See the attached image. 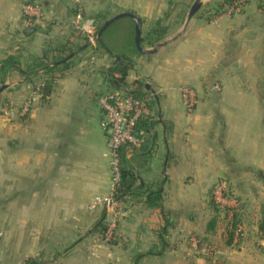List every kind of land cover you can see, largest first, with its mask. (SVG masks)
Returning a JSON list of instances; mask_svg holds the SVG:
<instances>
[{
	"label": "crops",
	"instance_id": "obj_1",
	"mask_svg": "<svg viewBox=\"0 0 264 264\" xmlns=\"http://www.w3.org/2000/svg\"><path fill=\"white\" fill-rule=\"evenodd\" d=\"M25 1L0 0V61L9 55L20 60L6 72L0 93V264H27L31 257L43 264H264L262 0H249L232 15L214 14L225 0H201L191 17L195 0H83L87 18L110 9L105 20L126 11L137 15L142 45L155 48L137 49L126 85L112 90L153 96L152 130L157 133L158 123L166 146L150 142L131 159L137 193L160 187L163 206L125 196L114 244L93 231L104 207L90 205L112 190L108 131L103 118L105 137L93 103L110 91L101 86L117 53L92 54L74 26L71 0H40L45 15L33 26L22 13ZM62 44L80 48L57 68L51 94L42 98L40 62L49 64ZM183 86L196 92L192 112ZM26 102L30 111L17 114ZM5 103L13 113L2 112ZM222 179L245 213L238 244H227L220 223L207 230L210 190ZM196 235L204 242L193 253L190 238Z\"/></svg>",
	"mask_w": 264,
	"mask_h": 264
},
{
	"label": "built area",
	"instance_id": "obj_2",
	"mask_svg": "<svg viewBox=\"0 0 264 264\" xmlns=\"http://www.w3.org/2000/svg\"><path fill=\"white\" fill-rule=\"evenodd\" d=\"M71 1L77 7L74 26L86 36L88 44L92 48H95L98 42V29L95 18L85 17L83 0ZM245 1L237 0L227 8V14L232 15L241 12ZM22 13L26 24L33 26L36 21L43 18L45 10L43 5L38 1H25L22 4ZM182 95L187 109L192 112L197 103L195 90L189 86H183ZM152 100L153 96L150 94L136 96L127 88L107 91L100 98L101 107L105 115L103 125L108 131L111 170L110 182L112 190L109 194L96 195L90 206L91 208L102 206L106 209L108 224L106 240L110 239L116 230L119 212L122 206V200L116 198L114 195V189L121 180L120 148L125 147L126 156L131 159L134 152L141 147L144 142V137L138 135L136 131L141 119L153 115ZM30 106L31 103L26 102L20 108H17L16 113L26 114L30 111ZM1 110L7 115L13 113V109L7 103L2 105ZM227 188L228 183L222 181L216 190V198L223 203L225 201L222 193ZM0 235H2V231H0ZM190 244L193 250H199L196 236L190 238Z\"/></svg>",
	"mask_w": 264,
	"mask_h": 264
},
{
	"label": "trees",
	"instance_id": "obj_3",
	"mask_svg": "<svg viewBox=\"0 0 264 264\" xmlns=\"http://www.w3.org/2000/svg\"><path fill=\"white\" fill-rule=\"evenodd\" d=\"M26 1H38L40 0H26ZM237 0H225L226 5L225 6H219L217 12L214 14L220 13L222 10H227L228 7H230L232 4H234ZM249 0L245 1V4ZM41 3V2H40ZM42 4V3H41ZM261 5L263 6V0ZM75 6V5H74ZM76 12H77V7ZM208 13V12H207ZM209 17L210 12L208 13ZM97 20V29L100 30L105 17L101 14H97L95 17ZM77 30V29H76ZM78 31V30H77ZM159 29L151 30L150 33H148V37H152V34L157 33ZM79 32V31H78ZM80 33V32H79ZM87 41V38H86ZM88 44V42H87ZM68 44H62L58 48V53L56 52L52 56L51 64L47 62H40V65L42 68H44V72L46 74V78L43 82V84L40 87V91L42 94V98H47L52 91V84L54 81V73L56 72L57 68L61 64H67L70 58H72L76 52L79 51L80 45L79 44H71L68 48H66ZM89 46V44H88ZM98 47L104 49L103 42L98 40ZM107 51V49H106ZM20 65V60L18 56L15 55H9L2 61H0V87L5 82V75L6 72L12 68V67H18ZM133 66V58L129 56H119V58H116V63L113 65V67L108 72V78L109 81H111L116 87H122L126 85V76L128 74L129 69ZM136 83L140 84V87L143 86L142 82H139L138 80ZM132 94L136 96H142V95H148L151 93L145 92L143 90H129ZM152 103H154V99L152 100ZM151 118L152 115L146 118H143L138 123L137 128V134L144 137V142L142 143L140 149H143L150 145V137L152 136L153 130L151 125ZM149 143V145H148ZM120 157H121V180L116 185L114 189V195L116 198L123 200L125 196L127 195H140L144 196V202L146 206L151 208H157L163 206V190L162 188H156V189H143V191H140V193H137L139 191L140 186L136 184L138 176L136 174V166L133 164L132 159L127 158L126 156V148L121 147L120 148ZM226 181V179L220 180L217 184L213 186L210 190L209 194V207L213 211L212 217L209 219L207 223V230L213 231L216 229L217 224H222L225 226V232H226V242L227 244H238L242 238L244 237V221H243V205L241 204L238 197L235 196L233 193V189L228 184V188L223 190V197L224 198H236L237 205H229L227 203H223L219 201L216 198V190L220 184V182ZM107 212L104 208L102 212V216L99 220H97L93 225V231H98L102 238L109 242V243H116L118 241L117 232L115 231L110 239L106 240V232H107ZM260 229L264 235V210H263V218L260 222ZM197 243H198V249H202L203 247V240L196 235ZM203 253H200V255ZM210 254V251L209 253ZM27 264H43L44 261L41 258L38 257H31L27 261Z\"/></svg>",
	"mask_w": 264,
	"mask_h": 264
},
{
	"label": "rangeland",
	"instance_id": "obj_4",
	"mask_svg": "<svg viewBox=\"0 0 264 264\" xmlns=\"http://www.w3.org/2000/svg\"><path fill=\"white\" fill-rule=\"evenodd\" d=\"M110 11H111V9L109 11H103V12H101V15L106 16V14L109 13ZM133 20H132V17L126 16V17H121V18L115 20L114 22H112L106 28V30L104 31L103 36H102V42H103L104 49L98 47V42H97V46L95 48H92L93 49L92 54L94 55L96 52L98 53V52H102V51L105 52L107 49V52H109L110 54L113 53L112 51H115V53H117V55H119V56L125 55V56H129V57L133 58L134 52H136L138 49L136 46L135 25L133 24ZM115 57L118 58L115 55L114 60H116ZM108 81L109 80H107V82L102 84L101 91L112 90L116 87V86H114V84L111 81H109V82ZM93 109H94V117L99 119L98 120V126H99V128H101V130L104 134L106 132H105L104 127L102 126L101 121L105 115H104V111L101 107L100 100H98V99L94 100ZM89 110H90V108H89ZM90 116H91L90 114L87 115V117H90ZM155 128L157 130V133H156L157 135L152 133V136L150 137V142H151V144H154L156 148L160 147V149H164L166 146V141L162 135L163 133H162V130L160 129L158 123H156ZM104 136H105V134H104ZM107 140H108V138H106L105 143H106V148L108 149V147H107L108 141ZM0 193H2L1 189H0ZM231 199H233V198H229V199L224 198V201H225L224 203L235 204L234 200H231ZM235 205H237V203ZM0 209L2 210V205H0ZM1 219H0V225H2ZM199 251H201V249H199L197 251L192 249L193 253H198ZM208 253H209V251L207 252V254Z\"/></svg>",
	"mask_w": 264,
	"mask_h": 264
},
{
	"label": "water",
	"instance_id": "obj_5",
	"mask_svg": "<svg viewBox=\"0 0 264 264\" xmlns=\"http://www.w3.org/2000/svg\"><path fill=\"white\" fill-rule=\"evenodd\" d=\"M201 7V0H195L191 10H190V14L189 16L191 17L199 8ZM126 16H130L134 19L135 21V36H136V46L138 48V50L140 52H153L155 51V48L152 49H148L145 48L142 45V37H141V27H140V19L137 15L131 13V12H120L114 16H112L111 18L107 19L101 26L100 30L98 31V40L102 41V36L104 31L106 30V28L115 20L121 18V17H126ZM117 57L119 58V55H117ZM5 88L4 85H2L0 87V93L3 91V89Z\"/></svg>",
	"mask_w": 264,
	"mask_h": 264
}]
</instances>
